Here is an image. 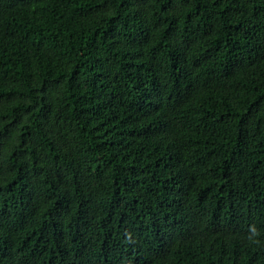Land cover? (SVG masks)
I'll use <instances>...</instances> for the list:
<instances>
[{"label": "trees", "instance_id": "1", "mask_svg": "<svg viewBox=\"0 0 264 264\" xmlns=\"http://www.w3.org/2000/svg\"><path fill=\"white\" fill-rule=\"evenodd\" d=\"M0 264H264V0H0Z\"/></svg>", "mask_w": 264, "mask_h": 264}]
</instances>
